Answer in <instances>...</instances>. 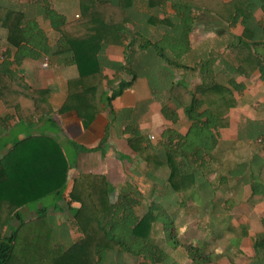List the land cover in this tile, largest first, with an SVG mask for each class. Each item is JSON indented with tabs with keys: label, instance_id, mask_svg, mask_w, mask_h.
<instances>
[{
	"label": "trees",
	"instance_id": "trees-1",
	"mask_svg": "<svg viewBox=\"0 0 264 264\" xmlns=\"http://www.w3.org/2000/svg\"><path fill=\"white\" fill-rule=\"evenodd\" d=\"M133 1L78 0L79 14L73 20L67 21L49 6L44 8V16L59 36L55 52H67L78 72L68 80L66 99L57 113L74 111L88 127L99 114L97 90L106 82L110 93L103 101L113 119L112 101L131 89L138 78L147 79L161 115L171 123L146 159L151 189L119 190L111 202L108 190H78V181H73L64 191L67 200L78 205L69 225L80 237L64 246L56 241L57 231L46 221L45 208L29 221H23L19 211L52 193L60 195L66 185L67 165L55 143L59 169L57 163L47 164L43 153L32 151L36 138L23 140L0 160V264H174L168 252L177 249L191 264H216L222 254L212 252V246L225 234L246 235L242 228L235 230L229 212L240 186L248 185L251 197L264 195V161L259 155L239 161L238 147H220V132L229 127L228 113L238 105L233 93L245 89V83H237L236 78H249L257 72L264 86V0H147V7L156 8L158 14L144 15L136 29L129 13ZM257 11L263 15L259 21ZM199 13L214 16L229 28L240 27L241 33L218 61L217 73L226 75L227 82L215 81L214 75L189 89L176 77L191 70L184 58ZM2 21L12 46L44 40L35 19L24 11L11 13ZM109 45L124 47L123 62H107L102 51ZM42 51L51 52L46 47ZM215 63L208 60L202 70H213ZM8 65L0 64V99L12 105L20 118L40 112L39 101L45 102L48 93L31 91ZM105 68L117 77L109 81L103 74ZM120 74L125 78L118 77ZM179 110L188 124L184 133L178 127ZM123 131L133 150L151 149L142 146L147 139L138 125L128 124ZM237 138L258 140V150L264 155V123L248 121ZM160 168L167 171L165 179L152 171ZM52 174L55 180L59 178L54 187L45 190L44 186L53 185L49 184ZM158 185L165 188L160 198L155 191ZM173 201L185 217H193V224L181 236L176 233L174 216L168 214L173 211ZM13 220L19 224L13 226ZM262 228V235L253 239L257 257H264V219ZM257 262L261 264L258 259L253 264Z\"/></svg>",
	"mask_w": 264,
	"mask_h": 264
},
{
	"label": "crops",
	"instance_id": "crops-1",
	"mask_svg": "<svg viewBox=\"0 0 264 264\" xmlns=\"http://www.w3.org/2000/svg\"><path fill=\"white\" fill-rule=\"evenodd\" d=\"M46 6H49L67 21L75 19L79 14L78 0H0V55L4 57L2 62H7L9 70L16 77L21 78L31 91L48 93L45 102L39 101L40 112L25 118H20L12 105L7 106L0 99V160L8 154L15 144L29 138L30 140L36 138L32 151L43 153L42 156H44V161L47 164L52 163L54 165L57 163L56 166L59 169L60 160L53 143L61 152L63 162L67 165L66 185L63 188L66 192L71 188L73 181H78V190H112V192L116 190V195L119 190L132 188L147 192L151 189V182L147 181L146 176L151 168L146 159L151 151L156 150L161 135L165 129L171 127V123L161 115L160 103L153 97L145 77L138 78L131 89L126 90L120 97L112 101L111 106L116 114L113 119L109 116L107 105L103 101V96L110 93L106 82L97 90L100 111L88 127L83 126L74 111L57 113L65 102L68 80L76 78L78 72L76 67L69 62L67 52H55L59 36L52 30L44 16ZM22 11L26 12L28 18L35 19L44 38L40 44H37L36 40H34L35 44L22 42L17 46H12L7 42V32L2 25V19L11 13ZM256 13L255 18L258 21L261 20L263 18L262 13L260 12L261 17H257ZM206 17H213L218 21L214 16L206 15ZM210 24L212 25L208 26L207 23L200 22V25L194 26V32L190 39V50L184 58V63L191 70L182 72L176 77V79L185 81L189 89L198 85L202 79L207 80L208 77L211 78L214 75L215 81L224 84L227 82L226 75H218L217 73L218 61L224 58L228 44L240 35L241 28H229L225 25L226 28L219 29L215 27V21H211ZM229 36H232L233 39L229 40ZM44 47L51 50L50 55L43 53ZM53 51L55 53H52ZM102 53L109 63L123 62L124 47L122 46H106ZM208 60L216 61L215 68L213 70V67L208 68L204 72L202 69ZM44 62H46V66L43 65ZM201 64L203 65L201 66ZM103 74L109 81L117 77L115 72L108 68L103 70ZM118 77L125 78L121 74ZM236 82L245 83V89L241 93H233L238 102L234 109L241 108L242 94L251 92L256 83H259L258 88L264 90L257 72H254L249 78L237 77ZM17 92V95H21V92ZM256 102L259 103L261 110L264 109V95L262 100ZM234 109H231L230 112ZM230 112L228 113L229 127L220 132V147L223 149L231 146L238 147L239 161H248L253 155H259L264 161V155L258 150V140L253 142L237 138L238 131L243 129L248 121L264 123V118L247 117L236 127V132L232 137L230 136L232 130ZM250 113L257 114V108H250ZM178 115L179 131L184 133L188 124L180 110ZM128 124L138 125L140 133L147 139L146 142L142 143V146H150L151 149H137L135 151L128 145L127 135L123 131L124 126ZM99 144L100 147H98ZM250 146L253 150L242 155L243 150L249 149ZM26 151L28 149L21 150V153L24 154ZM152 171L158 178L165 179L167 176V171L162 168L159 170L152 169ZM58 178L55 180V174H52L49 184L53 185L44 186L45 190L54 187ZM163 190L165 188L158 185L155 190L158 198H160ZM238 191L235 197L240 196L242 198L245 192L247 195L245 200L239 199L235 206L242 201L255 205V207L259 206L257 214L260 228L254 231L249 222H239L237 226H234L231 210L229 213L232 216L233 227L235 229L236 227L242 228L246 235L237 240L238 248H236L231 245L234 237L229 235L225 238L227 235L225 234L223 239L217 245L212 246L210 250L222 254V258L216 264H253L257 259L260 260L261 264H264V257H257L253 248V239L263 233L264 201L261 198H255L256 196L251 197L248 185L240 186ZM66 192L64 193L65 197ZM111 193H109V198ZM47 197L56 201L59 199V196L53 193ZM56 201L53 200L55 204L49 205L42 202L27 204L19 211L20 217L23 221L33 220L38 216L39 210L45 208L46 221L50 222L57 231L56 241L67 246L63 241L66 237L69 242L80 237V234L71 230L69 225L78 205L70 201L69 204L62 205ZM164 203L166 202L164 201ZM172 204L173 211L167 213L174 216L176 233L178 229H181L182 232L186 226L193 224V217L192 215L185 217L179 205L175 201ZM187 220L190 223L188 225ZM18 224L17 220L12 221L13 226ZM224 241H227L225 245H223ZM168 253L174 264H191L178 249Z\"/></svg>",
	"mask_w": 264,
	"mask_h": 264
},
{
	"label": "rangeland",
	"instance_id": "rangeland-1",
	"mask_svg": "<svg viewBox=\"0 0 264 264\" xmlns=\"http://www.w3.org/2000/svg\"><path fill=\"white\" fill-rule=\"evenodd\" d=\"M146 1L147 0H134L133 1V6L129 9V13H130L132 19L134 20L133 22L135 23L134 29H136L138 22L141 21V19L143 18L144 15H147V14L157 15L158 14V10L156 8H148L147 7ZM256 16L257 17H261L260 12H257ZM196 17L197 18H196V21L194 23V26L200 25V22H205V23H207L208 26H211L212 25V24H210L211 21H215V24H214L215 27H217L219 29L226 28L224 24L219 23L213 17H206V15L200 14V13L197 14ZM193 30H194V27H193V29H192V31L190 33V39H191V36H192V34L194 32ZM151 35H152V38L156 39L155 33H152ZM232 39H233V37L229 36V40H232ZM258 87H259V83H256L251 92H249L247 94H242V96H241V100H242L241 101V104H242L241 108L234 109V110H232L230 112V121H231V124H232V130L230 132V136L234 137V134L236 132V127L241 122H243L247 117L256 118V119L257 118H260V119L264 118V109L261 110L259 105H258L259 103L256 102V101L262 100L263 95H264V90H261ZM253 94H254V96H252ZM250 108H257V114L250 113ZM251 150H253V148L250 146L249 149L243 150L244 152H243L242 155H244L245 152H249ZM111 192H112V190H108V193H111ZM64 193H65V191L63 190V192L60 195H58L59 199L57 201L55 199H53V200L56 201V202L61 203L62 205L69 204V201L66 199ZM246 195H247V192H245L242 195V198L240 196L233 197L235 203H237L239 201V199L245 200L246 199ZM116 196H117L116 195V190H114L111 193V195H110L111 202L116 200ZM255 198H257V199L261 198L264 201V195H262V196L258 195ZM53 200L51 198L47 197V198L42 199V200H40L38 202H42L43 204H47V205H49L51 203L55 204V202H53ZM258 208H259V206L255 207V205H250L249 203H246L245 201H242L241 203L237 204L235 206V208H233L232 211H231V214H232V216L234 218L233 219V223H234L233 225L237 226V224L239 222H249L251 224V228L254 231L257 230L258 228H260L259 216L257 214ZM188 224H190V223H188V220H187V225ZM235 230L239 232V228L238 227H236ZM181 233H182L181 229H178L177 230V234L180 236ZM227 237H229L228 234L225 236V238H227ZM239 238L240 237H234L233 238V240H232L233 242L231 243V245L233 247L238 248V241L237 240ZM63 241H64V243L66 245H68L70 243L69 240L67 239V237ZM226 242L227 241H224L223 245H225Z\"/></svg>",
	"mask_w": 264,
	"mask_h": 264
},
{
	"label": "built area",
	"instance_id": "built-area-1",
	"mask_svg": "<svg viewBox=\"0 0 264 264\" xmlns=\"http://www.w3.org/2000/svg\"><path fill=\"white\" fill-rule=\"evenodd\" d=\"M4 60V57L0 55V63ZM44 66H46V62H44L43 64Z\"/></svg>",
	"mask_w": 264,
	"mask_h": 264
}]
</instances>
